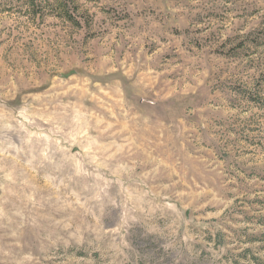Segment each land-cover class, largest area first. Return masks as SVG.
Returning <instances> with one entry per match:
<instances>
[{
    "label": "rangeland",
    "instance_id": "1",
    "mask_svg": "<svg viewBox=\"0 0 264 264\" xmlns=\"http://www.w3.org/2000/svg\"><path fill=\"white\" fill-rule=\"evenodd\" d=\"M35 3L0 0V264H264V0Z\"/></svg>",
    "mask_w": 264,
    "mask_h": 264
},
{
    "label": "trees",
    "instance_id": "2",
    "mask_svg": "<svg viewBox=\"0 0 264 264\" xmlns=\"http://www.w3.org/2000/svg\"><path fill=\"white\" fill-rule=\"evenodd\" d=\"M35 1H36V0H31V2H32L33 5L36 4ZM59 1H61V0H45V2H46L47 5H48V4L51 5L52 3H56V2H59ZM41 3H42V2H41ZM63 8H64V5H59V6H58V10L64 11ZM68 14H69V13H68ZM72 17H73L72 15H69V18H72Z\"/></svg>",
    "mask_w": 264,
    "mask_h": 264
}]
</instances>
